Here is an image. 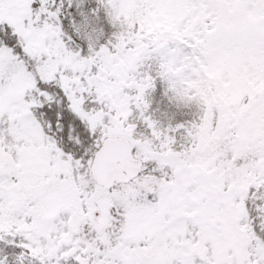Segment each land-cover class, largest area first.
Returning a JSON list of instances; mask_svg holds the SVG:
<instances>
[{
	"label": "snow or ice",
	"instance_id": "1",
	"mask_svg": "<svg viewBox=\"0 0 264 264\" xmlns=\"http://www.w3.org/2000/svg\"><path fill=\"white\" fill-rule=\"evenodd\" d=\"M94 3L0 0V264H264V87L202 152L192 86L264 84V0ZM151 11L170 27L122 35Z\"/></svg>",
	"mask_w": 264,
	"mask_h": 264
},
{
	"label": "rangeland",
	"instance_id": "2",
	"mask_svg": "<svg viewBox=\"0 0 264 264\" xmlns=\"http://www.w3.org/2000/svg\"><path fill=\"white\" fill-rule=\"evenodd\" d=\"M131 13H128L129 15ZM150 19L154 20L155 25L160 23V19H166V23L170 26V19L164 12L161 11H151L145 13ZM144 15V14H143ZM139 17L140 14L134 15ZM162 26H160L161 28ZM130 53L126 54L127 57ZM203 78L197 80L193 83V87L197 89V93H203L208 90L209 87H214V97L218 100L219 111L228 107L229 105H234L238 97L244 91L252 89L254 91H259L264 84L257 85L254 81L244 80L233 74H229L226 78L221 77V70L214 66H205L203 68ZM211 137L204 136L197 144V148L202 152L208 148V143ZM195 151V149H193Z\"/></svg>",
	"mask_w": 264,
	"mask_h": 264
},
{
	"label": "trees",
	"instance_id": "3",
	"mask_svg": "<svg viewBox=\"0 0 264 264\" xmlns=\"http://www.w3.org/2000/svg\"><path fill=\"white\" fill-rule=\"evenodd\" d=\"M89 2L91 6L93 7L95 6L94 0H89ZM127 14H125V18H124V24L126 25V28L122 35H127L129 39H131L132 37L131 29L134 24L139 26V30L135 34L137 39L140 36V30L143 31L144 35H148L151 32L158 31L162 28L170 27L168 26V23H166L165 18L160 19V22L162 25H159L160 23H158V25L157 24L155 25L154 20L150 19L146 14L140 15L139 17H135L132 14H129V15ZM160 26L162 27L160 28ZM123 45H124V42L122 39L121 44H120L121 51H123ZM132 51L134 50L129 49L128 52L125 53V55L128 53H131ZM164 87L165 85L159 80H157L155 90L152 91L150 95L153 108L159 107L161 110H163L165 105L167 104V99L163 95ZM197 95L199 97L198 103H202L204 106V110H205V118L201 122V124L199 126L193 125L194 127H197L195 138L198 144V142L201 140L202 137L209 136L208 131H207L208 118L211 115L212 108L215 107L217 111H219V107H218V100L214 97V87H209L207 91L203 93H199V94L197 93ZM193 98L194 97H189V99H193Z\"/></svg>",
	"mask_w": 264,
	"mask_h": 264
}]
</instances>
